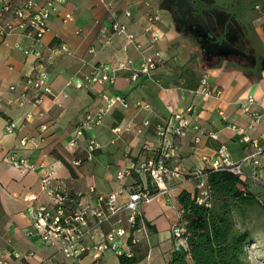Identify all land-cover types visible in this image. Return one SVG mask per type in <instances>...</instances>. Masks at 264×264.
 <instances>
[{
  "label": "crops",
  "instance_id": "0c3cea01",
  "mask_svg": "<svg viewBox=\"0 0 264 264\" xmlns=\"http://www.w3.org/2000/svg\"><path fill=\"white\" fill-rule=\"evenodd\" d=\"M36 1L45 4L49 0ZM258 5L264 10V0H249V10L242 17L256 37V60L250 64L228 59L206 61L195 39L176 27L159 0H63L56 3L41 44L21 31L8 35L0 43V256L12 264H41L44 256L57 253V246L27 234L34 228L28 209L52 203L42 189L48 169L55 170V182L73 202L96 204L100 195L114 192L118 193V202L123 203L137 184L150 186L152 181L147 174H134L121 183L118 171L131 162L141 163L170 151L168 164L176 174L169 179V192L141 204L151 232H135L140 241L130 247L141 257L140 264H168L176 248L173 227L183 217L179 196L184 190L197 192L192 170L212 168L222 146L233 162H242L254 151L246 137L264 138V116L256 123L253 115L242 108V103L255 98L251 110L264 115V14ZM69 14L72 19L67 18ZM112 19L125 24L137 43L118 34L111 43L103 44L101 27ZM34 47L44 51L42 58L26 53V49ZM156 51L162 52L165 61L153 76L134 80L131 70L121 69L115 83L76 86L97 64L117 66L130 59L139 67L145 57ZM39 70L48 72L54 94L45 95L40 107L9 104L10 85H16L18 92L24 91L26 78ZM206 75L215 89L222 90L221 96L197 94ZM104 92L124 96L129 106L119 102L103 124L85 130L79 143L71 145L82 119L109 107L102 96ZM190 106L194 110L187 117L199 130L186 135L169 131L164 139L158 127L177 125L174 116ZM147 120L150 124L138 132L137 128ZM10 121L18 123L16 133L7 132ZM118 126H130L132 130L118 133L114 130ZM92 138L101 143L95 158L89 157L86 147ZM23 140L27 143L23 144ZM13 151L36 164V169L22 171L10 163L7 156ZM260 159L258 173L263 174L264 154ZM243 168L250 188L264 200V184L252 179V162L244 161ZM123 187L126 190L120 192ZM129 215V211H123L114 222L121 218L128 226ZM103 228L107 231L109 225ZM86 240L91 242V236ZM30 251L36 254L28 259L17 257ZM104 259L109 264H120V256L113 250L106 251ZM59 261H63L61 257ZM85 262L89 263L90 258Z\"/></svg>",
  "mask_w": 264,
  "mask_h": 264
},
{
  "label": "built area",
  "instance_id": "2783aa9c",
  "mask_svg": "<svg viewBox=\"0 0 264 264\" xmlns=\"http://www.w3.org/2000/svg\"><path fill=\"white\" fill-rule=\"evenodd\" d=\"M63 0H49L45 4H39L36 0H2L0 6V43L6 40V37L13 32L21 31L24 35L34 39L37 44H41L43 37L49 30V22L56 7L57 2ZM264 14L261 5L257 6ZM130 14V13H128ZM68 19H72V15H67ZM158 18V17H156ZM118 34H125L130 42H136V36L130 33L128 27L118 21L112 19L101 27L100 41L103 44L111 43ZM140 46V44H137ZM63 49L65 46L62 47ZM127 50V46L123 47ZM27 54L36 58H42L44 51L41 48H28L25 50ZM96 52V49H91ZM54 56L50 59L53 60ZM165 61L160 51L144 58L141 65L136 67L132 60H122L119 65L114 66L108 63L97 64L93 67L91 73L87 74L83 80H78L76 86L83 87L88 83H99L105 85L107 83H115L117 72L121 69H129L132 71V79L138 80L142 76H153L158 67ZM33 90V93H31ZM8 92L10 98L8 103L11 105L31 104L34 107H40L44 101L45 95H53L54 90L49 84V75L46 70H39L37 73L28 76L25 80V90L17 91L16 85H10ZM205 96H221L222 90L215 89L208 75L201 80L197 94ZM103 98L108 101L109 107L100 108L96 113H88L76 127L71 145L79 143L81 136L85 130H93L97 125L105 122L106 117L112 112V109L120 102L126 107L129 102L122 95H110L102 93ZM2 96L0 95V101ZM255 102V98H250L242 103L245 112L251 113L256 123L263 118V113L252 111L251 105ZM141 105V102H139ZM194 110V106H190L186 111L177 113L174 117L178 124L160 125L158 133L167 139V133L178 135H186L191 130H199V126L192 123L187 117ZM45 112L42 111V115ZM147 120L143 125L137 128L138 132H142L144 127L149 125ZM18 123L10 121L7 125L8 133H16ZM118 133L122 131L132 130L130 126L115 127ZM200 140V137H197ZM246 141L250 142L254 148L244 161H251L254 166L252 179L255 182L264 184V173L259 174L258 169L261 166L260 156L264 154V138L246 137ZM23 144L27 142L22 141ZM90 158H95V152L101 147V143L92 138L86 145ZM171 156L170 151H163L160 155L155 154L141 163L131 162L128 166L122 167L117 173V180L123 182L128 176L134 174H147L150 176L152 184L145 186L137 184L133 191L129 192V199L123 203H119L118 193H109L100 195L96 204L84 203L82 201L73 202L69 194L55 182V170L48 169L43 177L42 189L52 199L49 205L31 206L28 214L33 222L34 228L27 232L28 235H38L45 243L57 246V253H50L44 256L41 264H109L104 259V254L108 250H113L118 256L134 255L131 246L137 244L140 239L134 234L137 231H144L147 225L144 213L141 210L142 203H150L158 197L169 192V179L174 170L169 166L168 159ZM7 160L22 171H30L36 169V164L29 162L26 158L19 156L16 152H10ZM233 162L230 154L225 146L218 150L217 158L213 162L212 169H225L244 177L243 162ZM191 175L196 179L199 203H205L209 199L210 190L207 182V170L196 167L192 170ZM126 189L123 187L120 192ZM123 211H129L128 226H125L123 219H114ZM109 225L108 230H104V226ZM96 232L92 234V232ZM187 223L181 219L173 228V234L182 243L177 246L185 245ZM91 236L92 241L86 239ZM36 254L30 251L25 255H17L23 259H28ZM58 257L63 261L58 262ZM90 258V262L86 263L85 259ZM0 264H12L4 256H0Z\"/></svg>",
  "mask_w": 264,
  "mask_h": 264
},
{
  "label": "trees",
  "instance_id": "16d2710c",
  "mask_svg": "<svg viewBox=\"0 0 264 264\" xmlns=\"http://www.w3.org/2000/svg\"><path fill=\"white\" fill-rule=\"evenodd\" d=\"M206 170L207 202L197 201L198 191L184 190L179 196L187 245L176 246L168 264H251L247 245L253 233L246 222L255 209H264V200L241 175L225 169ZM140 262L136 254L120 256V264Z\"/></svg>",
  "mask_w": 264,
  "mask_h": 264
},
{
  "label": "flooded vegetation",
  "instance_id": "af4514ba",
  "mask_svg": "<svg viewBox=\"0 0 264 264\" xmlns=\"http://www.w3.org/2000/svg\"><path fill=\"white\" fill-rule=\"evenodd\" d=\"M170 12L177 28L194 38L206 61L236 60L250 64L256 37L242 21L249 0H159ZM251 1V0H250ZM188 13L181 14V6ZM203 15L208 21V32L192 30L188 24L191 15ZM211 42V43H210ZM257 62L259 57L257 56Z\"/></svg>",
  "mask_w": 264,
  "mask_h": 264
},
{
  "label": "rangeland",
  "instance_id": "374dc122",
  "mask_svg": "<svg viewBox=\"0 0 264 264\" xmlns=\"http://www.w3.org/2000/svg\"><path fill=\"white\" fill-rule=\"evenodd\" d=\"M246 225L252 228L253 233V239L247 245V257L251 264H264V209H255L251 212ZM147 229L148 232H151L149 228ZM173 239L176 246L182 243L175 236ZM185 245H187V242H185Z\"/></svg>",
  "mask_w": 264,
  "mask_h": 264
},
{
  "label": "water",
  "instance_id": "95a60500",
  "mask_svg": "<svg viewBox=\"0 0 264 264\" xmlns=\"http://www.w3.org/2000/svg\"><path fill=\"white\" fill-rule=\"evenodd\" d=\"M184 8H185V4L181 6V14L186 17L188 13L184 10ZM188 24L190 28L192 27L191 28L192 30L200 29L208 32V21L203 15H199L198 17H193L191 15ZM251 57L252 60L254 61L256 60V57L254 55H252Z\"/></svg>",
  "mask_w": 264,
  "mask_h": 264
}]
</instances>
